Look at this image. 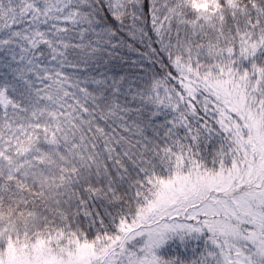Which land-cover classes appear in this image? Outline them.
Listing matches in <instances>:
<instances>
[{
  "label": "snow or ice",
  "instance_id": "snow-or-ice-1",
  "mask_svg": "<svg viewBox=\"0 0 264 264\" xmlns=\"http://www.w3.org/2000/svg\"><path fill=\"white\" fill-rule=\"evenodd\" d=\"M0 264H264V0H0Z\"/></svg>",
  "mask_w": 264,
  "mask_h": 264
}]
</instances>
